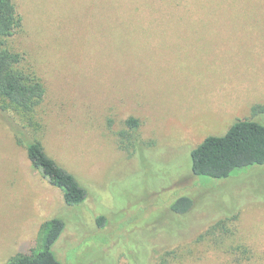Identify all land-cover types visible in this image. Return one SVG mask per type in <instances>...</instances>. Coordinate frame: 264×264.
<instances>
[{
    "label": "rangeland",
    "instance_id": "1",
    "mask_svg": "<svg viewBox=\"0 0 264 264\" xmlns=\"http://www.w3.org/2000/svg\"><path fill=\"white\" fill-rule=\"evenodd\" d=\"M14 1L7 43L46 95L11 115L87 197L67 205L0 118V264L54 217L62 264H264V165L192 170L206 137L264 124V0Z\"/></svg>",
    "mask_w": 264,
    "mask_h": 264
},
{
    "label": "trees",
    "instance_id": "2",
    "mask_svg": "<svg viewBox=\"0 0 264 264\" xmlns=\"http://www.w3.org/2000/svg\"><path fill=\"white\" fill-rule=\"evenodd\" d=\"M22 26L23 17L15 1L0 0V118L12 128L17 143L25 147L34 168L40 169L52 185L63 191L67 205H79L87 197L85 187L47 153L40 140L27 131V123H16L11 115L14 111H21L32 122L35 107L46 95V87L38 74L20 68L25 54L13 50L7 43V39ZM254 110L262 111L264 107L258 105ZM139 122L133 117L128 119L134 127ZM255 165H264V124L250 119L236 120L225 134L206 137L192 151V170L196 175L229 177L239 168ZM192 204L190 198L180 197L172 209L188 211ZM64 230L65 222L61 218L46 220L39 229L36 246L29 252L21 249L4 264H62L52 246Z\"/></svg>",
    "mask_w": 264,
    "mask_h": 264
}]
</instances>
